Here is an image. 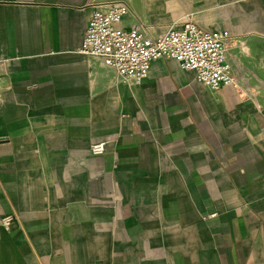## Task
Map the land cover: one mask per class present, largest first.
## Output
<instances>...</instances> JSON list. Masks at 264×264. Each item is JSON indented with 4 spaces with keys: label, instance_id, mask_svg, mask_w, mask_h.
<instances>
[{
    "label": "crops",
    "instance_id": "obj_1",
    "mask_svg": "<svg viewBox=\"0 0 264 264\" xmlns=\"http://www.w3.org/2000/svg\"><path fill=\"white\" fill-rule=\"evenodd\" d=\"M105 2L226 30L234 82L121 80L79 52ZM263 130L264 0H0V264H264Z\"/></svg>",
    "mask_w": 264,
    "mask_h": 264
},
{
    "label": "built area",
    "instance_id": "obj_2",
    "mask_svg": "<svg viewBox=\"0 0 264 264\" xmlns=\"http://www.w3.org/2000/svg\"><path fill=\"white\" fill-rule=\"evenodd\" d=\"M126 12V5L119 2L96 5L79 52L99 58L121 80L135 84L147 76L151 62L160 57L174 59L181 69L194 71L196 79L213 90L234 82L226 30H204L187 20L179 28L151 36L137 26L123 28L120 23ZM104 147L105 142H97L90 151L100 154ZM11 220V215H4L0 225L8 229Z\"/></svg>",
    "mask_w": 264,
    "mask_h": 264
}]
</instances>
